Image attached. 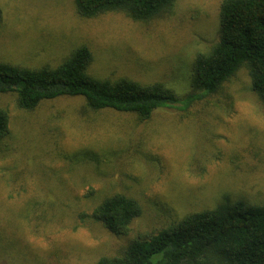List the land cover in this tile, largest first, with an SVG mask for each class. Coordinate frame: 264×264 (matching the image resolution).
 I'll return each mask as SVG.
<instances>
[{"label":"rangeland","instance_id":"obj_1","mask_svg":"<svg viewBox=\"0 0 264 264\" xmlns=\"http://www.w3.org/2000/svg\"><path fill=\"white\" fill-rule=\"evenodd\" d=\"M221 1L177 0L134 22L122 12L80 18L73 0H0V62L55 67L85 46L91 77L161 82L183 96L194 58L218 40ZM0 108L9 117L0 143V264H95L186 213L225 200L264 203V105L246 67L186 112L159 109L145 121L90 110L82 97L25 111L7 93ZM117 192L142 210L125 236L88 217Z\"/></svg>","mask_w":264,"mask_h":264},{"label":"trees","instance_id":"obj_2","mask_svg":"<svg viewBox=\"0 0 264 264\" xmlns=\"http://www.w3.org/2000/svg\"><path fill=\"white\" fill-rule=\"evenodd\" d=\"M176 1L73 3L76 15L83 19L122 12L134 22H149ZM217 21L218 40L209 52L194 58L191 90L183 96L161 82L91 77L92 54L85 46L55 67L27 68L0 62V95L14 93L18 108L25 111L35 110L44 101L82 97L90 110L129 113L145 121L159 109L186 112L246 67L251 90L264 105V0H222ZM8 135L9 117L0 108V143ZM141 213L136 200L117 192L99 199L88 217L110 234L125 236ZM95 264H264V203L225 200L211 209L186 213L154 234L129 241L119 255L102 257Z\"/></svg>","mask_w":264,"mask_h":264}]
</instances>
